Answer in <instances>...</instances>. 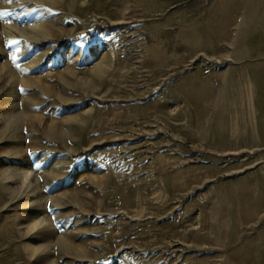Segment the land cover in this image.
Masks as SVG:
<instances>
[{
  "label": "rangeland",
  "instance_id": "1",
  "mask_svg": "<svg viewBox=\"0 0 264 264\" xmlns=\"http://www.w3.org/2000/svg\"><path fill=\"white\" fill-rule=\"evenodd\" d=\"M0 13V264H264V0Z\"/></svg>",
  "mask_w": 264,
  "mask_h": 264
},
{
  "label": "trees",
  "instance_id": "2",
  "mask_svg": "<svg viewBox=\"0 0 264 264\" xmlns=\"http://www.w3.org/2000/svg\"><path fill=\"white\" fill-rule=\"evenodd\" d=\"M98 30H100V31H104V30H106V29H105V28H98ZM71 42H72V40H66V41L63 42V43H58V45L62 46L63 44H69V43H71ZM50 43H51V42L41 43L40 46L44 47V46L50 45ZM82 156H84V155H82Z\"/></svg>",
  "mask_w": 264,
  "mask_h": 264
},
{
  "label": "snow or ice",
  "instance_id": "3",
  "mask_svg": "<svg viewBox=\"0 0 264 264\" xmlns=\"http://www.w3.org/2000/svg\"><path fill=\"white\" fill-rule=\"evenodd\" d=\"M5 15H9L8 13H0V17H3Z\"/></svg>",
  "mask_w": 264,
  "mask_h": 264
},
{
  "label": "crops",
  "instance_id": "4",
  "mask_svg": "<svg viewBox=\"0 0 264 264\" xmlns=\"http://www.w3.org/2000/svg\"><path fill=\"white\" fill-rule=\"evenodd\" d=\"M263 106H264V104H263Z\"/></svg>",
  "mask_w": 264,
  "mask_h": 264
}]
</instances>
